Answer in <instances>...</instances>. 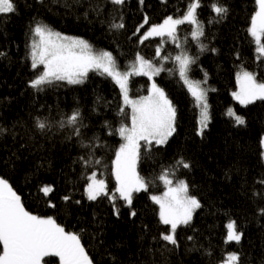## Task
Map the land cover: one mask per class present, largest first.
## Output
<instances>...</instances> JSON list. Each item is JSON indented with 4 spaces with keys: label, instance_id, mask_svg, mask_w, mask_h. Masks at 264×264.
Listing matches in <instances>:
<instances>
[{
    "label": "trees",
    "instance_id": "1",
    "mask_svg": "<svg viewBox=\"0 0 264 264\" xmlns=\"http://www.w3.org/2000/svg\"><path fill=\"white\" fill-rule=\"evenodd\" d=\"M97 2L105 5L100 16L88 8V4ZM226 2L230 8L228 16L209 23L215 13L209 6L211 0H202L198 13L205 31L200 42L207 45L203 51L191 37L194 26L188 22L178 26V42L167 36L141 42V34L148 25L133 34L143 12L148 13L150 23H159L166 15L182 14L188 0H145L143 11L138 0H127L123 29H109L105 21L111 19L108 15L111 6L106 0H17V13L0 14V51L7 52V56H0V127L9 129L0 136V176L9 180L29 211L55 216L66 230L80 234L89 254L101 264H218L226 259L224 253L231 250L242 253L243 264H264V217L256 213V205L261 201L254 202L249 191L253 177L264 173L258 143L260 133L264 132V103L256 101L244 106L231 95L237 89L236 75L242 69L254 71L257 79L264 80V64L255 59L256 45L247 32L255 0ZM34 20L48 23L68 36L82 37L95 50L111 51L121 71L130 67L137 53L153 63L163 64L164 70L155 80L176 105L177 130L166 145L153 142V147L148 149L141 142L138 171L149 178L150 184L147 191L141 190L134 196L137 216L129 215V207L122 198L115 202L120 216L115 215L108 197L88 200L83 167L77 161L85 149L76 137L67 140L68 133L54 126L46 134L36 132L35 141H28L35 131L34 116H47L51 111L59 119L58 111L70 113L73 108H79L87 125L82 131L88 137L96 134L106 142V146L96 145L95 159L100 163L90 166L88 172L95 170L111 190L115 186L112 161L123 141L108 132L104 121L118 127L121 122L130 123L131 114L130 106L123 104L118 84L100 71L90 70L80 84L60 82L43 91L32 88L28 81L35 72L29 55ZM157 47L161 56L174 57L185 50L196 57L189 76L193 80H206L204 87L208 89L212 115L203 137L196 132L200 109L195 98L180 78L174 61H163L156 55ZM212 48L217 51H211ZM150 87L147 76H130L129 91L133 98L148 95ZM229 107L246 116V126L233 122L227 114ZM26 141L27 146L21 147ZM180 156L191 160L193 166L178 168L175 176L188 180L190 192L201 199L203 207L196 211L190 225L177 229L179 246L169 244L166 249L159 232L168 226L159 223V206L150 196L165 191L158 176L163 167L173 166ZM9 160L13 163H8ZM41 162L43 166L37 172ZM243 176L248 179L246 187L242 186ZM43 183L55 186L49 194L57 204L55 210L39 190ZM63 195H71L72 200H61ZM229 218L236 219L244 232L238 245L223 243ZM112 256L116 257L115 261ZM44 259L45 264H59L55 255Z\"/></svg>",
    "mask_w": 264,
    "mask_h": 264
},
{
    "label": "snow or ice",
    "instance_id": "2",
    "mask_svg": "<svg viewBox=\"0 0 264 264\" xmlns=\"http://www.w3.org/2000/svg\"><path fill=\"white\" fill-rule=\"evenodd\" d=\"M106 3L111 6L108 12L111 19L105 21L109 29L125 28L124 11L127 7V0H106ZM138 4L140 10L143 11L145 0H138ZM201 5L202 0H188L182 14L166 15L159 23H150L148 13L143 12L141 21L135 26L133 34L140 32L145 25H148L147 30L140 37L141 42L156 36H167L173 42H178L180 39L178 26L188 22L194 26L190 33L191 37L199 43V48L203 51L207 45L200 42L205 36L204 24L199 19L198 13ZM209 6L215 13L209 23L225 19L230 11L226 0H211ZM88 8L100 16L105 5L99 2L90 3ZM18 10L17 0H0V14L3 16L17 13ZM87 14V12L84 13L85 16ZM33 23L34 27L30 29L32 39L29 55L31 68L35 72L28 81L32 88L43 91L60 82L80 84L87 78L90 70L100 71L110 76L119 85L123 93V104L130 106L131 114L130 123L121 122L118 127L113 126L107 120L104 121L108 132L115 133L123 141L115 151V158L112 161L115 186L111 190L105 179L98 178L95 170L90 174L88 172L90 166L100 163V160L95 159L96 145L106 146V142L96 134L88 137L86 132L82 131L87 128V125L84 123V116L79 108H73L70 113L58 111L59 119H55L51 111L47 116H34L35 131L28 137V141H35L36 132L46 134L54 126L68 133L65 139L71 140L76 137L77 143L85 149L84 154L77 156V161L83 167L82 174L86 179L84 189L88 200L96 201L100 197H108L113 203L115 215L120 216L115 202L118 198H122L123 203L129 207V215L137 216L136 208L133 207L134 196L141 190L147 191L150 184L149 178L141 175L137 168L141 155V142L148 149L153 147V142L156 145H166L169 137L177 130V109L165 89L155 80L152 81L148 95L136 98L128 94V80L133 73L154 76L164 70L163 64L153 63L151 59H146L137 53L131 66L126 71H121L111 51L95 50L93 45L82 37L68 36L43 21L34 20ZM247 32L256 45L255 59L264 64V0H255V10L250 15ZM210 50L217 51L215 48ZM235 54L239 56V52ZM156 55L160 56L163 61L172 59L178 66L180 78L187 85L191 95L195 98V103L199 106V126L196 132L203 137L205 129L212 120V115L207 99L208 89L204 87L206 80H193L189 76L196 57L185 50H181L174 57L161 56L159 47L156 49ZM0 56H7V52L0 51ZM205 75H207L206 72ZM236 81L239 87L231 95L241 105L248 106L256 101L264 103V80L257 79L256 72L242 69L237 73ZM41 108L44 106L41 105ZM120 110L123 111V109ZM227 114L233 118L236 125H247L246 116L238 113L235 108L229 107ZM8 131L9 129L0 127V136ZM12 134L16 135L14 132ZM27 143L26 141L21 147H26ZM258 143L261 149L259 158L264 160V132L260 133ZM39 146L36 144V147ZM8 163L13 162L9 160ZM42 166L43 162L38 165L36 171L38 172ZM192 166L191 160L180 156L173 166L163 167L158 179L164 183L165 191L159 195L150 196V199L159 206V223L168 226L159 232V239L165 242L166 249L169 244L174 247L179 246L177 229L181 225H190L196 211L203 207L201 199L190 192L188 180L178 179L175 176L178 168L190 169ZM228 174L226 172V175ZM241 179L242 186L246 187L247 177L243 176ZM54 187L53 184L43 183L39 189L46 198L45 202L53 210L57 208V204L49 194L54 191ZM249 191L254 202L261 201L256 205V213L264 217V173L253 177ZM60 199L71 201L72 197L63 195ZM75 203L79 204L80 201H75ZM147 227L148 225H144V228ZM226 229L223 243L225 245L229 242L240 244L244 232L238 227L237 220L229 218ZM153 239L157 237L154 236ZM187 239L193 240L194 237H187ZM0 244H2L0 264H45L44 258L51 254L59 257V264H101L89 254L82 243L81 235L76 231L66 230L62 223L57 222L55 216L40 215L29 211L22 202L21 196L4 176H0ZM206 251L211 254L210 249ZM224 254L226 259L220 260L218 264H243L241 252L231 250ZM112 259L115 261L116 257L112 256Z\"/></svg>",
    "mask_w": 264,
    "mask_h": 264
},
{
    "label": "rangeland",
    "instance_id": "3",
    "mask_svg": "<svg viewBox=\"0 0 264 264\" xmlns=\"http://www.w3.org/2000/svg\"><path fill=\"white\" fill-rule=\"evenodd\" d=\"M146 30H147V28H146L144 31H146ZM144 31H143V32H144ZM143 32H142V33H143ZM141 35H142V34H141ZM156 37H157V36H156ZM149 38H150V37H149ZM160 52H161V50H160ZM130 66H131V65H130ZM159 73H160V72H159ZM159 73H157L156 75L151 76V77H150V76H147V75H145V74H143V73H140V74L133 73L132 75H145V76H147L148 78H150V81H151V84H152V81L155 80L156 76H157ZM132 75H131V76H132ZM129 79H130V77H129ZM114 81H115V80H114ZM155 82H156V80H155ZM156 83H157V82H156ZM118 86H119V85H118ZM186 86H187V85H186ZM238 87H239V85L237 84V89H238ZM150 88H151V87H150ZM128 89H129V80H128ZM237 89H236V90H237ZM128 94H129L130 97H132L131 94H130V91H129ZM122 95H123V93H122ZM237 102H238V101H237ZM125 106H126V105H125ZM137 168H138V166H137ZM98 178H99V177H98ZM100 179H101V178H100ZM157 195H159V194H157ZM51 255H55V254H51Z\"/></svg>",
    "mask_w": 264,
    "mask_h": 264
}]
</instances>
